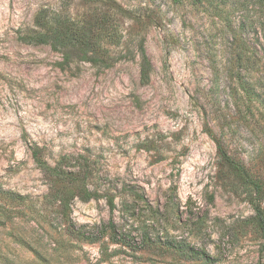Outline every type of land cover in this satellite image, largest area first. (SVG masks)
I'll return each mask as SVG.
<instances>
[{"label":"rangeland","instance_id":"374dc122","mask_svg":"<svg viewBox=\"0 0 264 264\" xmlns=\"http://www.w3.org/2000/svg\"><path fill=\"white\" fill-rule=\"evenodd\" d=\"M109 4L101 53L31 42L44 7ZM32 145L96 196L65 214ZM258 205L264 0H0V264H264Z\"/></svg>","mask_w":264,"mask_h":264},{"label":"trees","instance_id":"16d2710c","mask_svg":"<svg viewBox=\"0 0 264 264\" xmlns=\"http://www.w3.org/2000/svg\"><path fill=\"white\" fill-rule=\"evenodd\" d=\"M102 0H96L101 2ZM183 0H174L181 2ZM200 3L204 1L214 0H198ZM117 12L109 7H101L96 10L94 16L86 15L80 19L73 18L68 15L62 6L54 9L42 8L35 18L36 27L32 29L31 42H53L56 45H77L85 52L101 53L106 42H113L114 37L120 31ZM31 152L37 166L47 175L51 177L53 200L60 203L61 209L65 214L70 212L71 203L75 197H79L84 201H89L96 195L88 187L87 166L77 169L72 165L63 164L62 161L56 165H51L46 159L42 148L38 145L31 146ZM69 164V163H68ZM256 190H261L258 182H250ZM255 222L261 229L264 236V209L258 205L256 207ZM149 225H146V228ZM110 232L117 242L123 243L125 246H131L125 238H117V228L113 221H110ZM146 233V232H145ZM144 241L152 240L150 235L146 233ZM171 248L188 259H194L200 256H206L195 251L194 247L183 249L182 246L173 243Z\"/></svg>","mask_w":264,"mask_h":264}]
</instances>
